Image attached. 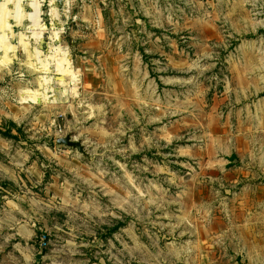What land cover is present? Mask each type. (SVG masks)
I'll use <instances>...</instances> for the list:
<instances>
[{
	"label": "rangeland",
	"instance_id": "rangeland-1",
	"mask_svg": "<svg viewBox=\"0 0 264 264\" xmlns=\"http://www.w3.org/2000/svg\"><path fill=\"white\" fill-rule=\"evenodd\" d=\"M0 4V264H264V0Z\"/></svg>",
	"mask_w": 264,
	"mask_h": 264
},
{
	"label": "water",
	"instance_id": "water-1",
	"mask_svg": "<svg viewBox=\"0 0 264 264\" xmlns=\"http://www.w3.org/2000/svg\"><path fill=\"white\" fill-rule=\"evenodd\" d=\"M59 143L66 144V145H69V146H77L78 145V143L73 142L69 138H61V139H59Z\"/></svg>",
	"mask_w": 264,
	"mask_h": 264
},
{
	"label": "bare ground",
	"instance_id": "bare-ground-1",
	"mask_svg": "<svg viewBox=\"0 0 264 264\" xmlns=\"http://www.w3.org/2000/svg\"><path fill=\"white\" fill-rule=\"evenodd\" d=\"M2 7H3V5L0 4V8H2ZM59 63H60V60H59ZM61 63H64V61L61 62ZM66 63H68V61H67ZM64 64H65V63H64ZM68 64H69V63H68ZM68 64H67V65H68ZM60 65H63V64H60ZM63 66H64V65H63ZM64 68H65V67L62 68V66H61V67L59 66V70H61V73L63 72ZM62 69H63V70H62ZM65 69H67V66H66ZM64 71H65V70H64ZM65 72H66V71H65ZM68 72H69V71H68ZM68 72H67V73H68ZM59 73H60V72H59ZM72 74H74V73H72ZM62 85H63V84H62ZM41 101H42V100H41Z\"/></svg>",
	"mask_w": 264,
	"mask_h": 264
}]
</instances>
